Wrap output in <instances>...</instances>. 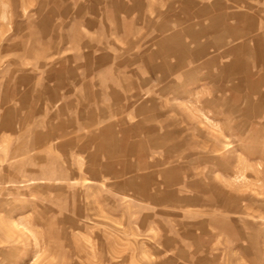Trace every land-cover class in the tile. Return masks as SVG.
Masks as SVG:
<instances>
[{
	"label": "rangeland",
	"instance_id": "rangeland-1",
	"mask_svg": "<svg viewBox=\"0 0 264 264\" xmlns=\"http://www.w3.org/2000/svg\"><path fill=\"white\" fill-rule=\"evenodd\" d=\"M0 264H264V0H0Z\"/></svg>",
	"mask_w": 264,
	"mask_h": 264
}]
</instances>
